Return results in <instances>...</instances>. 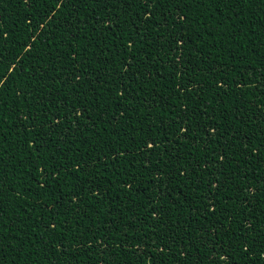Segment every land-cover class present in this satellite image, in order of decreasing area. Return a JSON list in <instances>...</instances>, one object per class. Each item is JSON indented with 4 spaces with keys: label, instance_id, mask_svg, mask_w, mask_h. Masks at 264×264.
Masks as SVG:
<instances>
[{
    "label": "trees",
    "instance_id": "1",
    "mask_svg": "<svg viewBox=\"0 0 264 264\" xmlns=\"http://www.w3.org/2000/svg\"><path fill=\"white\" fill-rule=\"evenodd\" d=\"M0 58V264H264V0H0Z\"/></svg>",
    "mask_w": 264,
    "mask_h": 264
},
{
    "label": "snow or ice",
    "instance_id": "2",
    "mask_svg": "<svg viewBox=\"0 0 264 264\" xmlns=\"http://www.w3.org/2000/svg\"><path fill=\"white\" fill-rule=\"evenodd\" d=\"M0 67H2V58H0ZM148 147H154L153 145H151V144H149V146ZM212 207L214 208V204L212 205Z\"/></svg>",
    "mask_w": 264,
    "mask_h": 264
}]
</instances>
